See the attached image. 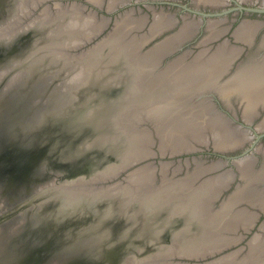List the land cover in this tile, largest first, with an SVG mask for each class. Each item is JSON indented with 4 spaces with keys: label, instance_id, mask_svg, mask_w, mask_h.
I'll list each match as a JSON object with an SVG mask.
<instances>
[{
    "label": "rangeland",
    "instance_id": "rangeland-1",
    "mask_svg": "<svg viewBox=\"0 0 264 264\" xmlns=\"http://www.w3.org/2000/svg\"><path fill=\"white\" fill-rule=\"evenodd\" d=\"M16 1L20 2V0ZM56 1L62 2L63 4L69 3L71 7L80 6V10L84 11V13L86 14L88 13L87 15H89L90 20L94 19L92 21H96L95 18H97V20L99 19L104 23V26H102L103 29L99 32L100 34L98 33L99 35L96 34L94 36L95 38L92 37L93 39L89 40L82 47L74 48L72 50L75 54L77 52H80L82 49L88 50L90 48H93V46L97 44L98 41L104 39L105 36V38H107V34L115 27L117 19H121L122 15L127 13L126 10L130 11L132 18L137 20L138 25H141L142 23L140 24V22H143L142 28L139 30V34L149 31V27L152 25L151 23L154 22L153 19L156 15H163L165 22H168L169 18L171 20L175 18L177 19L174 22L176 24L170 27L167 26V28H164V30L158 31V33L148 39L147 42H142L144 45L142 44L140 46V49L143 53H146L150 48L158 45L159 41L161 42L162 40H167L168 38L172 37H174L175 41L172 45V50L170 53L165 54L161 59H154L153 68L149 72L150 76L153 75V79H143V76L145 75L142 76L144 83L148 87L152 85L156 86L157 84L158 86L159 84L163 86L158 88V90L154 94L143 93L136 89V80L138 79L137 75L140 72L139 66L135 61H132L128 58V56H126L127 43L129 41V38L131 41V39L134 37V31H131L129 34L128 28H123L125 30L121 29L119 31L120 34L118 35L119 46L117 49L119 55L116 58L118 59L117 62H114L113 64L109 63V61L111 60L107 56V48L109 51L112 46H109L107 44V48H105V50L100 53L102 63L101 66L99 65L100 68H91V75L89 74L90 76L86 78L87 82L88 80H91L90 77L92 76V74L95 75L96 71H101V74L103 75L101 82L96 81L95 83H86L83 85L75 83L72 87H70L71 91H74L76 96L85 91H93L92 93L101 92L100 96L95 98L96 101L94 102H98L96 107L91 105L92 107L89 108H92V110L89 113H86L85 108H83V104L76 102L77 105L74 104V107L72 108V110L68 111V114L66 116L47 120V123L51 125L49 128V132L47 133L46 127V134L40 136L43 138L38 139L35 133L27 135H25L24 133L21 138H19V135L17 134V137H13L16 139H10V141L13 142H9L7 144L8 147H5V149L3 150L4 153H7V155L3 158L4 160L2 162L7 163L9 166H14L13 164H15L17 156L22 155V160L24 162L27 161V167L34 172H32L33 174H31L28 179H20L15 176L13 179H11L13 177L11 175L14 174L9 170L7 175L8 178L5 179V184L7 187H9L8 189L13 191L14 189H12L11 187L15 185V189H17L18 191H23L30 188L31 185L44 180H48V182H50L51 184H55V182L58 181L57 177L48 174L49 171L59 173L61 175L59 180H61L62 182V179L64 180L73 178L79 175H89L99 170H108L112 165H122L121 163L124 164L126 160H130L131 154L134 152L133 150L135 148L146 147L145 150L157 152V155L152 158L156 161L154 164H152V167L156 168V170L154 171L155 173L151 176H155L153 177V179L155 178V182L158 186L155 184L151 185L148 189L144 190V196L151 195V198H153L156 195L173 194L175 195V197L178 196L183 198H191V200H193L199 207H193V210L189 212L191 216L189 217L191 222L189 224L191 225L185 223V217H187L188 215H178L169 218V216L163 209H159L156 213V218L153 219V223L158 224V226L164 231L159 232L158 234L155 232V230L141 231V228H139V230L135 229L131 233L128 232L126 234H123V231L121 229L122 223L120 219H118L117 215H113V217H111V221L106 223V226L111 231V235L113 236L112 238H118L119 240L117 241H122L121 246L122 244H125V246L129 244V248L132 247L133 249V254L129 255L130 257L128 258L126 264H162L153 262L154 260H156V258H160L161 253H158V255L156 256H151L150 254H155L154 252L163 251L169 245L172 246L173 234H175V231H177L179 228H182L184 226L187 228L189 227V230H182L184 231V233L182 236H180V240L182 242H180L181 249L192 247L186 246L185 243L193 245L195 244V247L201 246L209 249L216 243V238L221 237V234L219 233L220 231H222V234L227 231L226 233H234L238 237H240L241 233H245V231H247V229L241 227L242 222L235 225V230L233 231L221 230L219 226L218 229L220 231L215 238L211 235L210 228L208 227V223H214L215 221L213 218V214H211L210 212V209H213L215 212H221V210L226 207L224 204H226L233 196H235L233 201L236 200L232 205H235L234 209H239V211L245 209L244 215L248 216L249 214L248 217H253L249 227L251 228L254 225V227H252V232H248V236L240 243L233 245L230 248H227L222 252L215 254L214 256H209L208 258L200 259L196 262L202 264L207 260L209 262L215 260L211 264L216 262V264H229L230 261L235 258L237 262L235 264H264V239H262V237L264 238V236H260L261 238L259 239H262L261 241H258L259 239L256 240L258 242L257 246L255 247L254 251H250L251 253L249 252V249L251 247L250 240L253 238L255 232L259 230V227L264 220V215H261L260 217L258 216L259 213H262V211L264 210V208H261V204H263L262 202H264V177L258 178L257 181L253 183L252 190L248 191L247 194L244 193V195L241 197L239 190L240 187L244 185V179L240 175L237 164H233L232 162H230L226 166L224 164H221L219 168L217 167L218 169H212L215 168L213 166H218L217 161L223 156L227 158L234 156H243L251 153L253 154H251L252 156L249 162H253L251 165L253 166L252 168L259 171L264 166V154L259 150L260 148L262 149L264 147V130L260 132L258 130L259 133L256 134L253 140H245L241 145L230 147L232 149L225 148L227 143L226 140L231 138V136L228 135H232L233 137L239 135L241 137V135L243 134V130L240 127L241 124H247L252 128L254 127L253 129H255L256 124L264 119L263 104L259 102V104L256 106V109L251 111L255 112L254 115L252 113L253 117L245 118V107L240 102V98H238L241 97L242 92H238L237 90L241 87L246 88V84L231 86L232 89L231 87H229L231 91L227 89L220 90V86L219 88H216L215 86L206 84L207 82L211 84L212 82L216 81V83H218L219 85L220 83L225 81L226 78H230L229 76H231V74L234 73L237 68H240L242 67V65H244L243 63H240V60H238V65L236 66L235 64L236 69L234 68L233 72L228 73L229 67L231 66V64H228L231 63V60H225L224 62H222L223 60L219 62L215 61L214 63L209 62L211 53L215 51L214 49L216 48V46L220 42H223L222 40L227 37H231L232 39H234L235 37H232L231 34H233L237 27L241 25L242 20L247 17L243 14V12L239 14L235 13L238 10L236 9L237 1L229 0L227 3L228 5L226 4V6L223 4V7H213L211 6L209 1H207V3H204L203 1L205 0H132L130 3L120 5L112 12H108L109 8L107 5L109 3V0H104L102 2V8L100 7V4H93L95 2L91 0H44L42 4H40L41 2L38 3L39 5H31V2H29L30 4L23 3L22 6H24L23 8H25V11L29 10L30 13L24 15L23 22H28L34 19V17L38 16L42 9L46 8L48 5H50V7L52 6V9L55 10L54 4ZM82 3L86 4L87 8H85ZM92 6L95 7L99 12L91 11ZM225 10H229V12L222 15H203L197 13L199 11L207 14L217 12L219 13ZM62 12L64 13V11ZM103 13L111 16V19L109 20L106 16H102ZM92 15H95V17H90ZM184 15L187 18H185ZM43 16L44 15H41L40 17L42 18ZM219 17L226 18L225 21L218 22L220 24L218 25V27L226 26V31L220 37L212 39L210 40V42H208L209 40L208 38H206V35L208 33L207 24L209 22V19L214 20L219 19ZM247 18L249 20H254L260 17H258L256 14H251L248 15ZM193 19L195 21L197 19V23H195V21H192ZM185 21L189 24L187 28L185 25ZM201 22L202 24H200ZM245 23L244 27L243 25L242 27L246 31L247 25H245ZM251 24L255 25L253 28L255 31L258 30L255 29L256 27H260L258 26L259 24L252 22ZM120 25L124 26L123 23H120ZM183 25L185 27L184 29L182 28ZM228 26H231L232 28L228 30ZM23 29L22 31H24ZM192 29H194V31H192ZM254 30H252V32H254ZM136 32L137 31L135 30L134 33ZM249 32L251 31L249 30ZM263 33L264 28L262 29L261 36H263ZM130 35L132 36V38ZM178 35H180V37H176ZM124 39L127 41H125ZM231 41L232 43H230L232 47L231 49H229L230 53L233 52L232 50H234V48L236 49V51L234 52V56L246 53L247 50L244 51L243 49H240V47H249L248 44L243 43L244 40H242V42H236L235 40ZM44 42L45 41H41V43ZM258 45L259 44L254 45L255 47L251 45L252 50L256 49V47L259 48ZM260 47L264 48V45L263 47ZM204 49L209 50L210 53L207 52L203 56V58H201L200 61L196 63V54ZM53 50H55V52L57 51V54L62 53L64 55L62 51L57 50L56 48ZM142 55L145 56V54H141V56ZM55 57H57L60 61V57L64 56L57 55ZM239 57L241 59L243 58V56ZM93 59H95V57L90 56L87 59L80 60V64H82L83 62L91 63ZM234 59H236V57ZM49 61L50 60L45 58L43 59L42 63H40V61L37 62L36 59H31L28 64L30 65L31 62H36L35 64L41 67H38V74L39 76H41L43 73L48 74L52 71L56 72V68L54 69L50 67L52 61ZM216 65L218 66V69L215 68ZM220 65L221 68H219ZM57 68H60V78L56 79V81L53 83V86L55 88H52L47 84V81H44L45 77L38 76L39 78L36 79L37 81L35 82L23 80L17 84L18 86L14 85L9 90H4L5 92L3 91L0 93L1 100L3 99L5 104L7 103L4 107V113L2 114V116H0L1 128L2 125H6L9 126L7 127L8 129H10V127L12 126L15 130V124L18 127L21 126V117L24 118L27 117V115H30V119H32L31 117H33L34 115V109H27V103L24 100V98L26 97L23 96V91L32 89L34 86L35 88L36 86H38L42 91H44L38 94L41 97L36 96L35 104L37 106L40 104L43 105V101L50 95L53 89H62L64 87L65 81L62 82V80L70 78V75L73 74V71L70 70L68 72L67 68H64L63 65L58 66ZM24 71L25 73H28L27 70ZM212 73H214V75ZM226 73L228 74L225 75ZM25 78L26 77L24 75L23 79ZM2 88H4V85L0 86V89ZM130 90L132 91L131 94H129ZM234 90H236L237 92H232ZM233 94H236L237 96ZM162 98L167 99L166 104H164L168 106L166 107V110H164L163 107L159 108L158 106L153 109L148 108L155 102H159ZM129 102H131L129 106L135 104L139 105L140 108L145 107L143 109H139L138 111L156 110L157 112H170V114L168 116L163 115V117L160 118L161 121L159 123V120H156L158 119L157 116L144 118L142 121H140L141 123H138V128L132 129L129 122L125 123L124 119L122 120L119 118L118 112L119 107L127 105ZM106 107L107 111H105V113L107 117H104V124H101L102 119L100 117H102L103 115V113L101 112H104V110H106ZM113 114H118L115 120L110 119L111 117H113L111 116ZM172 117L175 118L171 119ZM210 119L211 121L218 120L215 126L213 125L214 129L216 128L215 132H213L214 129L213 131L212 129L210 130V126L208 127V125H205V123L208 124L210 122H208V120ZM196 121L197 123H195ZM203 121L204 126H202ZM163 122L165 123L162 124ZM98 124H100V126ZM101 125L103 126V129H105L106 134H109L110 137H114L109 139L106 138L105 141L93 144V146H91L89 140L92 137L93 132L96 129L101 128ZM205 126H207L206 128L208 129H206ZM250 131L252 130L250 129ZM254 131L255 130H253L252 132L255 133L256 131ZM193 132H197V134L202 136L201 138L205 139L197 143L199 144L200 148H203V151L195 152L194 154H202V158H192L187 160L188 162L186 161L180 164L178 162H171L172 158L168 156L171 153L170 151L166 154V156H161V148H164L167 151L170 147H173V145L179 146L182 144V142H189L193 138ZM14 133L15 132H12L13 135ZM205 134H207V136ZM2 140L3 137L2 139H0V149L2 147ZM145 140L147 146H145ZM160 144L162 146H160ZM165 146L168 147L166 148ZM185 156L186 154L182 155V157ZM178 157L179 156H176L173 159H177ZM160 159H163L165 161L164 167L168 166L166 168L169 169L168 172H166V175L168 173L169 174L167 175L168 177L165 181H162L163 171H161V168L163 166L161 163H159ZM212 160H215V162H213ZM211 162H213V164H211ZM206 169H210V171L202 173V171ZM199 172H201L202 174H200ZM225 172H231L234 174V176L230 179L227 185H225V188H218L219 194L216 195L217 197L211 202L212 204L208 208L209 205L206 203V200L211 197V193L205 200L204 194L209 185L213 182L214 177L220 178V176H224ZM134 176L138 177V179L133 184V187L135 188L137 187V183H141L143 179H141V175L139 174H132V177ZM125 182L126 181H124L122 184H124ZM178 182H184L185 184L183 185H186L190 188L194 186H201L202 196L194 193V189L191 191H177L179 189L178 187H175L173 189V192L167 191V188L170 186H178ZM148 183L149 182H145L144 184ZM115 188H111L112 192H117ZM85 192L88 194V196L94 195V192L90 191V189L89 191ZM94 197L95 196H93V198ZM167 199H169L168 196ZM60 200L61 199L48 200L46 204H44L43 210H49V212L53 213L54 209H57L59 207V210L57 212L62 211L65 214L54 218L58 223L61 224H66L68 222L69 225L73 224V222L79 221V224L83 225V223L85 222H90V220L87 221V219L92 218L96 211L99 212V210L105 207L102 201L97 203L91 198H78L76 201H72L71 203H68V201L62 202ZM200 200L202 201L201 205L205 206V209L201 208V213L199 210V208L201 207ZM79 202L80 205L78 208L69 210L67 211V213L66 211H64V208L66 209L67 205L74 207L78 205ZM179 210L184 211V209L182 208H180ZM194 210H196V212L194 213L195 215L192 214ZM231 211L233 210L231 209ZM214 217L219 219V225L225 224L222 223V220L219 218V216L214 215ZM36 221H34V223ZM136 234L140 235L136 236ZM177 234H179V232ZM136 239L137 241H135ZM238 239L235 240V242H238ZM243 246L244 248H242V250H238L239 253L237 252L236 256L234 255L233 257L231 255L233 258H228L226 256L227 254H231L234 250H237ZM91 248L94 249V247ZM171 248L172 247H170V249ZM245 252L246 254H248L246 255ZM170 254L172 255V253ZM225 258L227 259L225 260ZM239 259L242 260L238 262ZM149 261L152 262L149 263Z\"/></svg>",
    "mask_w": 264,
    "mask_h": 264
},
{
    "label": "water",
    "instance_id": "water-1",
    "mask_svg": "<svg viewBox=\"0 0 264 264\" xmlns=\"http://www.w3.org/2000/svg\"><path fill=\"white\" fill-rule=\"evenodd\" d=\"M17 7L18 3L16 0H0V26L7 20V17L16 11ZM100 7L102 8V6ZM239 7L242 8V5H239ZM113 10L108 9V12H112ZM228 12L229 10L209 14L200 11L197 13L203 15H222L227 14ZM102 16H107L111 19V16L106 15L105 13H103ZM31 27L33 26L25 27L23 29L24 31L21 30V33L15 35V37L0 41V86L4 85V88L0 89V93L4 90H9L23 80L35 82L37 81L36 79L43 76L45 77L44 81H46L51 79V73L52 75L55 73L52 71L48 74L43 73L39 76L38 67H41L35 65L34 63L36 62H31L30 65L28 64L33 57L31 53L40 47L39 45L43 44L41 43L43 39L37 38V30L34 28L32 29ZM45 32L46 30L44 31L43 29L41 32L43 35L41 37L45 36ZM53 66L54 65L50 64L51 68ZM24 70H27L28 73H25ZM18 71L21 73L23 72L22 77L18 80L11 81ZM24 75L26 77L25 79H23ZM55 75L56 76L52 79V87H54L53 83L56 79L60 78L59 74ZM102 76V74H92L90 77L91 80H88L86 83H95L96 81L101 82ZM64 80L66 81V79H63L62 82H64ZM63 88L62 90L57 89L56 93L54 92L51 94L54 90L53 89L50 95L43 101V105L40 104L37 106L35 104L36 96L41 97L38 94L44 91L38 86L23 91V96L26 97L24 100L27 103V109H34V115L31 117L32 119H30V115H27V117L24 118L21 117L20 124L22 128L15 124V130L12 126L10 129H8L7 127L9 126L6 125H2V128L0 127V139L3 137L2 147L0 149V264H126L130 257L129 255L133 254V249L132 247L129 248V244L127 246L122 244L121 246L122 241H117L119 240L118 238H112L113 236L111 235L110 229L106 226V223L111 221L113 215H117L118 219H120L123 234L128 232L131 233L135 229L139 230V228L142 229H140L141 231L155 230L157 234L164 231L158 226V224L153 223V219L156 218V213L159 210L158 208L155 210L150 209L146 202H141L137 197L132 200V196L126 195L125 193L117 192L102 195L97 193L104 188H112L116 184L127 181L131 173H134L143 167L140 163L149 162V164H154L156 161L152 158L157 155V152L130 164H126V162H129L126 160L124 164L121 163L124 165L123 168H121V165H112L110 169L112 167L113 169L115 168L114 170L117 171L115 174H113V171L110 169L103 171L99 170L89 175H79L73 178L62 179L61 182V180H59L61 177L59 173L49 171L48 174L56 176L57 180L60 182L57 181L55 184H51L48 180H44L31 185L30 188L23 191L15 189V185L11 187L14 189L13 191L8 189L9 187L6 186L5 179L8 178L7 175L9 170L14 174L11 175L13 176L11 179H13L14 176L20 179H28L29 176L33 174L32 172H34L27 167V161L24 162L22 160V155L17 156L15 164H13L14 166H9L7 163L2 162L4 160L3 158L7 155L3 150L5 147H8L7 144L9 142H13L10 141V139L17 137V134L19 135V138H21L24 133L25 135L35 133L38 139L43 138L40 136L46 134V127L48 133L51 125L47 123V120L66 116L68 111L72 110L74 107L73 105L76 104V102L83 104L86 113H89L92 110V108H89L92 107L91 105L96 107L98 104V102L94 101H96L95 98L100 96L101 92L92 93L93 91H85L76 96L75 92L71 91V89L68 88L64 91ZM2 101L3 99L1 100V103ZM130 103L131 102L119 107L118 112H123ZM6 104L3 101L0 105V116L4 113V107ZM105 111H107V107L104 112H101L103 113V118L107 117ZM102 117L100 118L102 119ZM101 124L104 123L101 122ZM98 125L100 126V124ZM12 132H15L14 135ZM106 136L110 135L105 133V129H103V126L101 125V128H98L93 132L92 137L89 140L90 145L93 146V144L105 141ZM199 151H203V148L173 153L168 156L172 158L171 162H178L181 164L186 162V159L196 157L202 158V154L194 155L195 152ZM166 154L161 153V156H166ZM184 154H186V156L182 157ZM176 156L179 157L173 159ZM223 157L219 158V160H225L226 164H228L233 162V159L239 156ZM212 161L215 162V160ZM162 162L165 163L163 159H160L159 163L162 164ZM213 162H211V164H213ZM89 189L94 192V195L88 196L87 194L81 196V198L84 199L87 197L85 199H90L91 197L96 196L95 201L97 203L102 201L105 207L99 210V212L96 211L92 218L87 219V221L90 220L88 223L85 222L81 225L78 221L69 225L68 222L66 224H61L54 218L65 214L62 211L57 212L59 207L54 209L53 213L49 212V210H43L44 204H46L48 200L61 199L60 201L65 202L66 199L68 197L70 198L74 193H86L85 191H89ZM126 203H130V205ZM79 205L80 202L74 207L67 205V208H64V211L67 213L69 210L78 208ZM261 215H264V210L262 213H259L258 216L260 217ZM34 221L36 222L34 223ZM252 227H254V225ZM252 227L245 231V233H242L243 236L238 243L248 236V232H252ZM178 231L179 230L175 231V233ZM139 235L136 234V236ZM174 235L175 234H173V238ZM135 241H137V239ZM233 245L224 246L204 255H186L182 253L167 255L165 253V256L161 257V261L163 264H199L196 261L208 258L209 256H214ZM169 246L172 247L171 245ZM91 247H94V249ZM241 248H244V246ZM154 253L155 254L151 253L150 255L156 256L158 253H163V251ZM207 261L202 264H211L215 260L211 262Z\"/></svg>",
    "mask_w": 264,
    "mask_h": 264
},
{
    "label": "bare ground",
    "instance_id": "bare-ground-1",
    "mask_svg": "<svg viewBox=\"0 0 264 264\" xmlns=\"http://www.w3.org/2000/svg\"><path fill=\"white\" fill-rule=\"evenodd\" d=\"M43 1L44 0H20V2L18 1L17 2L18 7L16 8V11L13 14H11V16L7 17V20L0 26V41L3 39H10L11 37H15V35L21 33L20 31L23 28L29 27V26H33L31 28L35 29V26L37 25V28L35 29V30H37V32H38V30L41 32L43 29H44V31L46 30L45 36L42 37L43 41H45V42L43 43V45H41L35 51H33V53H31V55H33L32 59H34V60L36 59V61L39 62V61H42L43 59L47 58L48 60H50L49 62L52 61L51 64L52 65L55 64L56 67H58V65H60V64H63V67L67 68L68 72L70 70H72L73 74L70 75V78H66V81L64 80L65 81V83H64L65 85L63 88L64 91H66L68 88L70 89V87H72L75 83L79 84V85L85 84L86 78L91 75L90 74L92 72L91 68H94V67H97L96 69L100 68V66L102 64L100 53L103 50H105V48H107L106 47L107 44L109 46H112L111 49L109 50L110 54H109V51L107 48V56L111 60V61H109V63L113 64L114 62H117L118 59H116V58L119 55V52L117 49L119 46V44H118L119 36L118 35L120 34L119 31L123 28H128L129 34L131 31L132 32L133 31L135 32V30L137 31L136 33L133 32V34H134L133 38L130 35L132 39L130 41V38H129V41L127 43V48H126V56H128V58L131 59L132 61H135L138 64L139 70H140L139 74L137 75L138 79L136 80V87H137L136 89L138 91L143 92V93L154 94L158 90V88L163 86L160 84L158 86V84H157L156 86L152 85V86L148 87L144 83L143 79H146V78L148 80L153 79V75L150 76L149 72L153 68L154 59L155 58L161 59L162 56L171 52L172 45L174 44V41H175L174 37L168 38L167 40H162L161 42L159 41L158 45L150 48L146 53H143L141 51L140 46L144 43V41L147 42L148 39H150L151 37H153V35L158 33V31H162V30H164V28H167V26L170 27V26L176 24V23H174L175 20H177L176 18L172 19V20L169 18L168 22L167 21L165 22L163 15H160V14L156 15L153 19L154 22L151 23L152 25L150 24L151 26L149 27V31H146V32L139 34V30L142 28L143 22H140V24L141 23L142 24L138 25L137 20L132 18L130 11L127 10V13L122 15L121 19L118 18L115 27L107 34V38H104V39L98 41L99 43L97 42V44H95L93 46V48H90L88 50L83 49L80 52H77L75 54L72 50L74 48H78V47H81L82 45L86 44L89 41V39H92V37L95 38L94 36L96 34H98L103 29L102 26H104V23L102 21H100L99 19L97 20V18H95L96 21H92L94 19L90 20L89 15H87L88 13L86 14V13H84V11L80 10V8H81L80 6H79L80 8L79 7H71L69 3L63 4L62 2H58V1H56L54 4L55 10H53L52 6L50 7V5H48L47 7L45 6L46 8H43L42 11L38 14V16L34 17V19H32L28 22H23L24 15L25 14L27 15L29 13V10L25 11V8H23L24 7V6H22L23 3L28 4L29 2H31V5L32 4L37 5L40 2H41L40 4H42ZM91 1H94L95 2L94 4H97V5L100 4V6L103 7L102 2L104 0H91ZM131 1L132 0H109V3L107 6H108L109 10H113V9L117 8L118 6L128 4ZM207 1L210 2L211 6H213V7L217 6L218 7V6H223V4L226 5L229 0H205L203 2L207 3ZM236 1L240 6L243 5L244 3H247V4H256V5H259L260 7H264V0H236ZM82 4L85 8H87L86 4H84V3H82ZM31 5H30V7H31ZM23 10H24V12H23ZM62 11H64V13ZM91 11L99 12L94 7L91 8ZM41 15H44V16L41 18L40 17ZM93 16L95 17V15H92L90 17L93 18ZM184 17H185V15H184ZM53 18H55V19H53ZM107 18L110 20L109 17H107ZM185 18H187V17H185ZM225 20H226V18H224V17L219 18V19H214V20L209 19V22L207 24L208 25V33L206 35V38H208V40H209L208 42H210V40H212V39L220 37L226 31L225 30L226 26H223V27L219 26L218 27V25H220L218 22L225 21ZM192 21H195V20L193 19ZM196 21H197V19H196ZM196 21H195V23H197ZM92 22H93V24H92ZM120 23H123L124 26L120 25ZM244 23H245V21H244ZM244 23L241 24L239 27H237V29L235 30V32H234L235 37L237 39H240V40L252 42V40H253L252 37L255 36V33H256V31L253 29L255 25H252L251 21L246 22L245 25H247V27H246V31H245L243 29ZM200 24H202V22ZM185 25L187 28V26L189 25L188 22L185 21ZM242 25H243V27H242ZM258 26H260V25H258ZM129 28H131V29H129ZM182 28L183 29L185 28L184 25L182 26ZM255 29H258V27H256ZM123 30H125V29H123ZM249 30L251 32H249ZM252 30H254V32H252ZM192 31H194V29H192ZM37 37H40L39 32H38ZM176 37H180V35H178ZM125 41H127V40H125ZM222 41L223 42H220L216 46V48L214 49L215 51L211 53V58L209 61L210 63L211 62L214 63L215 61L219 62L221 60H223L222 62H224L225 60L226 61L231 60V63H232L234 58L236 57V56H234V52L236 51L235 48H234V50H232L233 52L230 53V51H229V49H231V47H232V45L230 43L231 41H229V39H226V38ZM146 42H145V44H146ZM55 45L59 46V47H56ZM61 45H63V46H61ZM263 45H264V38H263V41L261 42L262 47H263ZM55 48L57 50L62 51L64 53V55L62 53L57 54L56 53L57 51L55 52V50H53ZM209 50L204 49V50H201L199 53H197L196 54V57H197L196 63H198V61H200V59L203 58V56L207 52L210 53ZM141 54H145V56L144 55L141 56ZM232 54H233V56H232ZM57 55L58 56H64V57H60V61H59L58 58L55 57ZM74 56H76V58H73L74 60L78 59L76 61V63L78 64L77 72H75V69H73L71 67V66H73V63L70 60H72L71 57H74ZM77 56H79V57H77ZM90 56L95 57V59H93L91 61V63L83 62L82 64H80L81 63L80 60L87 59ZM261 56L259 58L255 57V59H253L251 61V63L246 64L240 68H237V70L234 71V73H232L231 76H229L230 78H226V80L223 81L222 83H220L219 85H218V83H216V81L212 82L211 84L208 82L206 83L207 85L215 86L216 88H219V86H220V90L227 89L230 91L232 89L231 86H238L241 84H246V86H247L246 88L241 87L240 89L237 90L238 92H242L241 97H238V98H240L239 99L240 102L245 107V112H244L245 118L253 117L252 113L254 115L255 112H251V111L256 109V106L259 104V102L261 104H263V107H264V55H261ZM68 60H69V62H68ZM73 62H75V61H73ZM222 62H221V64H222ZM231 63H229L228 65H230ZM68 65H69V67H68ZM215 68L218 69V66L216 65ZM219 68H221V65ZM57 70H60V68H58ZM106 71H107V69H106ZM214 72H216V71H214ZM96 74H101V71H96ZM212 74L214 75V73H212ZM22 75H23V72L22 73L18 72L17 74H15L13 76L11 81L20 79L22 77ZM143 75H145V76H143ZM142 76H143V79H142ZM53 78L54 77H51V79H48V81H50L49 84H52ZM130 87H131V84H130ZM229 87H231V89ZM61 90H59V91H61ZM237 91L234 90L232 92H237ZM131 92L132 91L130 90L129 94H131ZM233 95H236V94H233ZM167 99H168V97H167ZM167 99L162 98L159 102H155L154 104L150 105L148 108L153 109V108H156L158 106L159 108L163 107V109L166 110V107H168V106L164 105V104H166ZM143 108H145V107L140 108L139 105H135V104H132L130 106L128 105L123 112L119 113V118L122 120L124 119L125 123L129 122V124H131L132 129H136L139 126L138 123L140 121H142L144 118L157 116L158 119H156V120H159L158 121V123H159L161 121L160 118H162L163 115L168 116L170 114V112H157L156 110L138 111L139 109H143ZM117 115L118 114L111 115L113 117L110 116L111 117L110 119L115 120V118H117ZM174 118L175 117H172L171 119H174ZM250 119H252V118H250ZM103 121H104V118L102 117V122ZM208 122L209 123L208 124L205 123V125H208V127L210 126V130L212 129V131H213L214 126L218 122V120L211 121V119H210V120H208ZM164 123L165 122H163L162 124H164ZM195 123H197V121ZM202 124H203L202 126H204V121ZM206 127L207 126H205V128ZM240 127L243 130V134L241 135V137L239 135L236 137H233L232 135H228V136H231V138L226 140L227 143H226L225 148L232 149L230 147H235V146L241 145L244 143L245 140H253V138L256 136L257 133L264 130V119L262 121H260L258 124H256L255 129H253L254 127L252 128L251 126H249L247 124H243V125L241 124ZM206 129H208V128H206ZM250 129L252 131L255 130L256 132L254 131L255 133H253L252 131H250ZM215 130H216V128L214 129L213 132H215ZM230 130H229V133H230ZM258 130H259V132H258ZM205 135L207 136V134H205ZM112 137H114V136H112ZM112 137L106 136V138H108V139L112 138ZM201 137L202 136L197 134V132H195V133L193 132V138L189 142H186V143L182 142V144L179 146L173 145V147H170L169 150H167V151L164 148H161V153L166 154V153H169V151H170L171 152L170 154H173V153L183 152V151H187V150L200 149V146L197 143H199L202 140H205ZM145 146H147L146 140H145ZM160 146H162V145L160 144ZM165 147L167 148L168 146H165ZM134 148H135V146H134ZM145 148L146 147L135 148L133 150L134 152L131 154L130 160H128L129 162H126V164H130L132 162L139 161L140 159H142L146 156L153 155V153L155 152V151H151V150L150 151L145 150ZM259 150L262 151V153L264 154V147L262 149L260 148ZM251 154H253V153H251ZM251 154L236 157L233 159V162H232L233 164L235 163L238 165V170L240 172V175L244 179V183H243L244 185L241 186L240 190H239L241 197L244 195V193L247 194L248 191L252 190L253 183L256 182L258 178L264 177V166L259 171L252 168L253 166H251V165L253 162H249L251 160V156H252ZM187 160H189V159H186V161ZM221 164H224L225 166L227 165L225 160H218L217 161L218 166H213L215 168H212V169H216L217 167L219 168V166ZM141 165H143L141 170H138V171H135L134 173H131V175H129L127 181L124 184H122V183L116 184L112 188H115L118 185L115 188L117 190V192L125 193L126 195H130V196H132V199L137 197L138 199L141 200V202H146L147 205H149L150 209H153V210H155L156 208H158L160 210L163 209L166 212V214L169 216V218L173 217V216H178V215H180V216H184V215L187 216L188 215L187 217H185L186 219H188V220L185 219V223L186 224L188 223V225H191V224H189V223H191L190 218H189L191 216H190L189 212H191L193 210V207L196 208L199 206L196 205L195 202L193 200H191V198H183V197H178V196L175 197V195H173V194L172 195H156L153 198H151V195L144 196V194H143L144 190L148 189L153 184L157 185V183L155 182V178L153 179V177H155V176H151L155 173L154 171L156 170V168H153L152 164H149V162H143V163H141ZM162 166H161L162 167L161 171H163L162 172V174H163L162 181H165L168 177L167 175L169 174L168 173L166 175V172H168L169 169L166 168L168 166L164 167V162H162ZM123 167H124V165H121V168H123ZM146 168H148V169H146ZM114 169H113V167L110 169L111 171H113L112 172L113 174H115L117 172ZM210 169H206V170L202 171V173H204L206 171H210ZM199 173L202 174L201 172H199ZM132 174H137V175L139 174V175H141V179H143L141 181V183H137V187H135V188L133 187V184L138 179V177L137 176L132 177ZM232 174L233 173H231V172H227V173L225 172L224 176H222V177L220 176V178L214 177L213 182L209 185L208 189L206 190V192L204 194V200H205L211 193V197L206 200V203L209 205L208 208L212 204L211 202L217 197L216 195L219 194L218 188L219 187L225 188L226 187L225 185H227V183L230 181V179L233 178L234 174L233 175ZM145 182H149V183L144 184ZM183 184H185V183L184 182H178L177 183L178 186H170L167 188V191L173 192L174 191L173 189L175 187H178L179 190L176 189L177 191H180V190L191 191L194 189L193 190L194 193H197L198 195L202 196L201 195V189H202L201 186H194V187L190 188V187H187L186 185H183ZM159 185H160V183H159ZM117 192H112L111 187H109V188H104L97 193L102 195V194H113V193H117ZM84 195H87V193H74L70 198L68 197L66 199V201H68V203H71L72 201H76L78 198H81V196H84ZM167 196L169 197V199H167ZM234 197L235 196H233L226 204H224L226 207H224L221 210V212H217V211L215 212L213 209H210V212H211V214H213V218L215 220L214 223L213 222L208 223L209 224L208 227L210 228L211 235L215 238L217 234H219V233L221 234V237L216 238V243L213 246H211L208 249L206 247H201V246L195 247L194 246L195 244L193 245V244L185 243L186 246H192V247L187 248V249H181L180 245L182 242L180 240L181 239L180 236H182L184 233V231H182V230L183 229L189 230V227L187 228L184 226V227L178 229L179 234H177L178 232L175 233L174 238L172 240V244H173L172 248H171L172 250L169 247H167L165 250H163V253H161V256L159 259L158 258H156V260L152 259V260H154L153 262L163 264V262L161 261L162 260L161 257L165 253L167 255L170 253H172V255H173V253L174 254L175 253H179V254L182 253V254H186V255H204L206 253H211L213 251H216L217 249H220L218 247H224V246L233 245V244L238 243L240 238L243 236L242 233L240 234V237H238L234 233L233 234L229 233V232H228L229 234L226 233L227 232L226 230H228V231L235 230L234 229L235 225H237L238 223H241V222H242L241 227L248 230L253 217H251V216L248 217L249 214H248V216L244 215L245 209L242 211L241 210L239 211V209H234L235 205L232 206L236 201V200L233 201ZM91 199H93V201H95L96 196L94 198L91 197ZM262 203L263 204H261V208H264V202H262ZM126 204L130 205V203H126ZM201 204H202V201L200 200V206H201L199 208L200 213H201V208L205 209V206H202ZM180 208L184 209V211L186 213L183 210L180 211L179 210ZM231 209L233 211H231ZM195 212H196V210H194L192 212V214L195 215L194 214ZM214 215L219 216V218L222 220V223H225V224L219 225V222H218L219 219L215 218ZM219 226H220L221 230H225L226 232L222 234V231H220L218 229ZM260 236H264V222L260 225L259 230L257 232H255L253 238L250 240L251 244L250 243L249 244L251 245V247L249 246L250 247L249 252L254 251V249L258 243L256 240L261 238ZM237 239H238V242H235V240H237ZM262 239H264V238L262 237ZM262 239H259L258 241H261ZM233 242H235V243H233ZM207 250H209V251H207ZM238 250H242V248L234 250L231 254L229 253L226 256L228 258L229 257L231 258L232 256L234 257V255L235 256L237 255L236 253L238 252ZM245 254H246V252H245ZM226 259L227 258H225V260ZM241 260L242 259H239L238 262ZM242 262H244V261H242ZM216 263H213V264H216ZM230 263L235 264L237 262H236L235 258H233L230 261Z\"/></svg>",
    "mask_w": 264,
    "mask_h": 264
},
{
    "label": "flooded vegetation",
    "instance_id": "flooded-vegetation-1",
    "mask_svg": "<svg viewBox=\"0 0 264 264\" xmlns=\"http://www.w3.org/2000/svg\"><path fill=\"white\" fill-rule=\"evenodd\" d=\"M237 3V2H236ZM228 5V4H227ZM226 6V5H225ZM223 7V6H222ZM233 9H235V8H233ZM236 9H238L237 10V12H235L236 14H239V13H241V12H243V14L245 15V16H247L248 17V15H251V14H256L258 17H260V18H264V7H260L259 5H256V4H247V3H244L243 5H242V8H240L239 7V4L237 3V6H236ZM236 11V10H235ZM247 17H245L243 20H242V23L241 24H243L244 23V21L245 22H249V21H251L252 23H256V24H259L260 25V27L258 28V30L256 31V33H255V36H253L252 37V44L251 43H249V42H247V41H243V43L244 44H248L249 45V47L247 46L246 48H241L240 47V49H243L244 51H246V53L245 54H240V55H237L236 56V59H234L233 60V62L231 63V66L229 67V70H228V73H230V72H233L234 71V68H235V64H236V66L238 65V60H240L241 62L240 63H243L244 65H246V64H249V63H251V61L253 60V59H255V57L256 58H259L261 55H264V48H261L260 46H261V42L263 41V38H264V33H263V36H261V33H262V29L264 28V19H260V18H256V19H254V20H249ZM219 18H221V17H219ZM223 18V17H222ZM37 28V25L35 26V29ZM232 27L231 26H228V30L229 29H231ZM38 32H39V34H40V37H37L38 39H40V38H42L41 37V31H39L38 30ZM36 33H37V31H36ZM37 35H38V33H37ZM231 36L233 37H235V34L233 33V34H231ZM226 39H229V41H231V40H235L236 42H242V40H240V39H237L236 37L234 38V39H232L231 37H227ZM231 43H232V41H231ZM257 44H259L258 46H259V48L258 47H256V49H253L252 50V47H251V45H253V47H255L254 45H257ZM83 46V45H82ZM81 46V47H82ZM251 47V48H250ZM83 50V49H82ZM262 53V54H261ZM239 56H243V58L241 59ZM77 57H79V56H77ZM262 57V56H261ZM73 58H76V56H74V57H71V62L73 63V66H71L73 69H75V72H77V70H78V64L76 63V61L78 60V59H73ZM240 58V59H239ZM43 61V60H42ZM42 61H40V63H42ZM73 61H75V62H73ZM70 64V63H69ZM36 65V64H35ZM54 66V69H55V73L52 75V73L50 74L52 77H55L56 75L55 74H59L60 72H59V70H57L58 68L56 67V65L55 64H53ZM63 64H60V65H58V66H62ZM244 65H242V66H244ZM52 67V68H53ZM68 67H69V65H68ZM236 69V68H235ZM237 70V69H236ZM228 73H226L225 75H227ZM47 81V84L48 85H50L51 87H52V84H49L50 83V81H48V80H46ZM52 88H55V87H52ZM56 91H57V88L56 89H54L53 90V92L51 93V94H53L54 92L56 93Z\"/></svg>",
    "mask_w": 264,
    "mask_h": 264
}]
</instances>
